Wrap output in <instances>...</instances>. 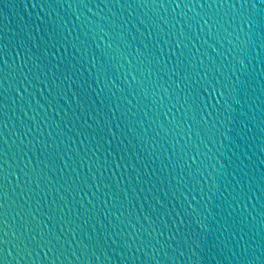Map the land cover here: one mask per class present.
Wrapping results in <instances>:
<instances>
[{
  "label": "water",
  "instance_id": "water-1",
  "mask_svg": "<svg viewBox=\"0 0 264 264\" xmlns=\"http://www.w3.org/2000/svg\"><path fill=\"white\" fill-rule=\"evenodd\" d=\"M3 2L9 6L0 3L7 16H0V46L9 47L3 57L9 65L21 63L15 47L21 38L29 55L39 54L61 24L93 49L108 43L109 33L114 67L101 86L115 93L112 106L127 113L131 126L124 136L114 129L113 148L119 142L130 166L121 177L122 170L101 166L103 153L96 154L100 160L82 159L86 144L75 130L83 114L67 85L54 82L50 90L31 73L26 80L9 70L0 85V92L8 88L0 95V152L6 153L0 165L9 174L7 199L0 200L8 211L0 223V259L264 264V0H155L163 7L153 0H67L70 9L55 6L58 0ZM178 42L180 68L173 55ZM138 50L142 75L128 63L137 64ZM85 119L93 123L91 109ZM45 151L48 165L36 166ZM25 164L36 166L27 178L19 172ZM41 233L52 244L35 248Z\"/></svg>",
  "mask_w": 264,
  "mask_h": 264
},
{
  "label": "snow or ice",
  "instance_id": "snow-or-ice-1",
  "mask_svg": "<svg viewBox=\"0 0 264 264\" xmlns=\"http://www.w3.org/2000/svg\"><path fill=\"white\" fill-rule=\"evenodd\" d=\"M0 3H3V9H7L9 6V3H4L3 0H0ZM10 3H12L13 7L17 6L15 0H10ZM35 6L36 5H33V7ZM48 6L52 7L53 5ZM55 6H66L70 9L74 5L71 2H67V0L65 3H60L58 0ZM75 6L87 7L88 5L86 3H76ZM127 6L131 7L132 5L128 4ZM152 6L163 7L164 5H157L155 0H153ZM180 6L179 3L176 4V7ZM0 16H2L4 20H7V16H5L3 10H0ZM3 27L6 28L7 25L5 24ZM21 32H23V29H21ZM104 37L108 39L109 42L102 46L97 45V47L93 49L86 40L81 39L78 33L73 34L72 28L67 27L66 24H61L59 28H53L51 30L48 43L43 49H38L39 54L31 53V55H29L31 49L28 47L27 41L21 38L19 43L15 45L17 49L16 55L21 57V63L18 67L15 64L9 65L8 60L3 58L8 55L9 47L7 45L0 46V60H2V63H0V78H2L0 79V85L3 84L4 80L9 78V70L18 76H23L26 80L29 79L28 73H31L32 79L39 83H47L50 90L53 88L54 82H58L57 86L67 85V87L64 88L65 93H70L72 97L76 98L75 110L83 114L81 118L84 122L75 130V135L83 138L79 140V143L81 145L86 144L82 159L91 160L92 157H96L97 160H100L101 158L97 157L96 154L103 153L101 166L111 170H122L120 171V176L123 177L130 166L128 157L124 155L123 150L119 147V142H117L116 147L113 148V142L118 141L117 133L114 129L119 130L120 135L124 136L130 129L131 123L126 112L119 109L118 105L112 106V96L115 95V93L109 94L106 92V89L101 86L102 78H107L109 71L114 67L111 61L113 59L112 54L115 51L109 33L105 32ZM153 39L158 40V37H154ZM181 43L182 42H178L175 45L179 51L173 53L176 61V68H180L183 64ZM19 49H24V51L21 52ZM60 49L63 51L57 54ZM85 49H88L90 55H84ZM158 51L163 53V48L158 49ZM142 55L143 53L138 50V55L136 57L137 64L132 65L131 61L128 62L131 72L140 75L143 74L139 66L142 63ZM121 58L123 59V57ZM162 59L163 57H153V60H155L157 64H159ZM163 63L167 64V59H163ZM131 80L135 81L137 84L142 83L137 75H132ZM7 91L8 88L4 87L0 95L7 93ZM120 91L124 92L125 90L122 88ZM4 99H7L6 95ZM94 105L95 107H93ZM4 107L6 108V105ZM90 109L92 110V124L87 123L85 119ZM117 113H119V115H117ZM65 115H68V113H65ZM98 115L102 118L97 119ZM69 130L72 131V129ZM36 143L44 150H47L49 147L43 140H38ZM89 152H91V156H89ZM5 156V152H0V158ZM50 158V154L45 151L44 159H37L36 166L40 164L48 165ZM190 159H195V157H190ZM3 163L6 164L7 160H3ZM92 163H95V161H92ZM36 166L29 170L28 165L25 164L24 167L19 169V172L27 178L31 172H35ZM91 166L90 164L89 167ZM19 179L20 177L18 176L17 180ZM109 179L114 180L117 186L121 183L120 180L116 179L114 174L110 176ZM8 180L9 174L7 169L0 165V200L7 199ZM81 191H83V188H81ZM92 196L95 198L96 193H92ZM88 203L92 204V200L90 199ZM105 203H107V201H105ZM115 203L116 200L114 197L113 204L115 205ZM7 215V207L5 204L0 203V223H7ZM51 219H53V217L49 216V220ZM6 235L7 233L5 232V236ZM3 243L6 244L7 240H4ZM51 244L52 239H46L43 233H41L40 239L34 241L35 248L47 247ZM49 251H52V249L49 248ZM6 260L7 257L4 256L3 259H0V264H6Z\"/></svg>",
  "mask_w": 264,
  "mask_h": 264
}]
</instances>
